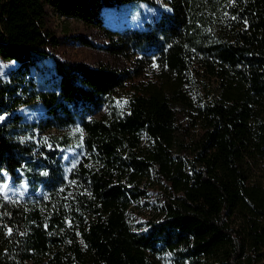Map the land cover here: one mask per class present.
Instances as JSON below:
<instances>
[{
    "label": "trees",
    "instance_id": "16d2710c",
    "mask_svg": "<svg viewBox=\"0 0 264 264\" xmlns=\"http://www.w3.org/2000/svg\"><path fill=\"white\" fill-rule=\"evenodd\" d=\"M132 1L0 0V53L23 61L55 43L43 32L50 10L104 28L103 6ZM168 1L158 32L136 37L153 45L154 62L54 56L56 81L42 101L48 127L85 132L81 188L39 204L0 196V264H260L264 186L251 177L264 158V0ZM112 41L108 53H128ZM40 153L32 161L0 123V180L20 182L37 161L43 172L28 173L29 184L57 192L58 151Z\"/></svg>",
    "mask_w": 264,
    "mask_h": 264
},
{
    "label": "rangeland",
    "instance_id": "374dc122",
    "mask_svg": "<svg viewBox=\"0 0 264 264\" xmlns=\"http://www.w3.org/2000/svg\"><path fill=\"white\" fill-rule=\"evenodd\" d=\"M171 11L172 5L168 0H133L127 4L104 6L101 13L104 28H96L54 14L50 10L43 32L44 36L50 33L56 39L55 43L51 41L47 45H38L37 49H31L27 53L23 61L0 53V86L6 104L3 111H0V123L6 125L12 137L32 149V161L39 158L42 146L56 149L64 176V183L54 194L42 185L35 190L26 175L34 171L43 172V169L35 167L37 161L30 162L21 171L20 182H15L4 173L0 180L1 197L23 204H39L55 195L59 198H71L81 188L80 164L85 162L87 156L83 140L85 132L78 124L65 129L48 127L46 106L42 101L43 94L50 91L56 81L54 56L92 66L109 64L118 68L154 62L153 45H148L144 40L138 41L136 37L139 33H157V20H160L164 12L169 14ZM81 37L92 42L95 47L83 44L78 39ZM112 40H117L116 45L126 48L128 53H108L105 47L112 44ZM152 65L150 63L146 66ZM147 67L145 72L150 68ZM251 180L264 186V158L261 156L252 161ZM139 211L144 216L150 215L152 210L135 207L134 212ZM235 223H241L240 217ZM259 263L264 264V257Z\"/></svg>",
    "mask_w": 264,
    "mask_h": 264
},
{
    "label": "flooded vegetation",
    "instance_id": "af4514ba",
    "mask_svg": "<svg viewBox=\"0 0 264 264\" xmlns=\"http://www.w3.org/2000/svg\"><path fill=\"white\" fill-rule=\"evenodd\" d=\"M130 3V2H129ZM124 4H127V3H124ZM105 6H112V5H105ZM104 7V6H103ZM102 7V8H103ZM102 8H101V13H102ZM157 21H159V20H157Z\"/></svg>",
    "mask_w": 264,
    "mask_h": 264
}]
</instances>
